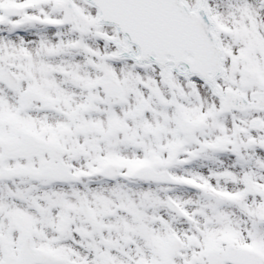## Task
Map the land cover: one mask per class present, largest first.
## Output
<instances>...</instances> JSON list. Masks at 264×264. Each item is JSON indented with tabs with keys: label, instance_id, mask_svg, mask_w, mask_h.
<instances>
[{
	"label": "snow or ice",
	"instance_id": "obj_1",
	"mask_svg": "<svg viewBox=\"0 0 264 264\" xmlns=\"http://www.w3.org/2000/svg\"><path fill=\"white\" fill-rule=\"evenodd\" d=\"M0 264H264V0H0Z\"/></svg>",
	"mask_w": 264,
	"mask_h": 264
}]
</instances>
